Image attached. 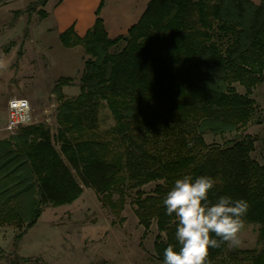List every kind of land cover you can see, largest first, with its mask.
<instances>
[{"label": "trees", "instance_id": "16d2710c", "mask_svg": "<svg viewBox=\"0 0 264 264\" xmlns=\"http://www.w3.org/2000/svg\"><path fill=\"white\" fill-rule=\"evenodd\" d=\"M105 2L84 36L74 26L60 35L64 47L81 46L87 57L78 95L63 91L74 83L69 76L53 88L59 101L56 135L35 123L0 140V226L17 228V243L44 207L72 203L84 187L104 201L117 192L114 207L130 188L144 235L157 223L154 251L163 263L169 244L179 248L178 221L166 214L163 200L176 179L203 175L215 181L211 201L230 196L248 202L244 223L258 225V241H264V164L251 156L255 138L237 136L222 144L204 138L239 133L253 121L251 94L264 82V0H150L128 33L115 38L101 17ZM24 11L13 13V26ZM102 105L115 120L103 134ZM151 182L157 183L147 193L142 187ZM227 247L210 249L211 264H264V250ZM12 264L48 263L16 255Z\"/></svg>", "mask_w": 264, "mask_h": 264}, {"label": "rangeland", "instance_id": "374dc122", "mask_svg": "<svg viewBox=\"0 0 264 264\" xmlns=\"http://www.w3.org/2000/svg\"><path fill=\"white\" fill-rule=\"evenodd\" d=\"M36 1L13 0L10 5L16 8L27 2L22 8L24 11ZM41 8L43 6L38 5L36 10L29 14L24 11L14 26L13 11H0V58L5 59L8 65L6 69H0V140L10 138L19 131L10 133L4 128L7 102L13 95L23 97L29 91L34 93L32 98L26 97L34 113L32 124H46L55 136L58 129L56 114L59 101L53 88L57 79L67 75L73 78L72 85L77 87L67 89L68 97H74L80 90L79 80L87 55L84 53L81 57L76 51H69L73 52L68 55L72 64L76 62L73 69L68 68L69 62L66 64L65 60L52 59V56L59 52V40L53 34H47L40 42L37 36L32 34L33 27H37L41 21L37 11ZM28 18V31L24 33ZM11 29V33L3 35ZM52 40H55L56 44L53 42L54 50L48 52L44 44ZM38 42L41 43L39 48ZM123 45L124 42L114 50L119 51ZM236 88L241 93L245 92V88L240 84H236ZM251 97L256 101V110L253 121L246 129L224 136L207 133L204 138L208 143L222 144L237 136L251 135L255 138V149L251 156L264 164V82L253 89ZM114 124L110 110L106 105H102L99 111L98 132L103 134ZM56 146L59 147L58 143ZM156 183H148L142 188L151 193ZM134 192V189L127 188L125 201L114 207L112 203L119 202L117 192L113 194L112 200L104 201L94 189L84 187L83 193L74 202L44 207L38 221L17 243L14 240L17 228L0 226V264H12L16 255L33 260L40 258L48 264H163L157 259L154 251V242L159 233L157 223L153 221L149 232L144 235L145 229L139 223L132 203ZM257 229L256 224L244 223L240 233V246H228L227 250H264V241H258Z\"/></svg>", "mask_w": 264, "mask_h": 264}, {"label": "clouds", "instance_id": "9594fccd", "mask_svg": "<svg viewBox=\"0 0 264 264\" xmlns=\"http://www.w3.org/2000/svg\"><path fill=\"white\" fill-rule=\"evenodd\" d=\"M7 66L6 60L0 58V69ZM9 104L11 107L13 101ZM214 185L210 176L194 179L185 175L176 179L167 192L163 204L166 214H174L178 221L175 239L179 248L169 244L164 249L163 264H211L208 260L211 248H220L222 244L240 246V233L249 204L244 199L230 196L211 201L209 192Z\"/></svg>", "mask_w": 264, "mask_h": 264}, {"label": "crops", "instance_id": "0c3cea01", "mask_svg": "<svg viewBox=\"0 0 264 264\" xmlns=\"http://www.w3.org/2000/svg\"><path fill=\"white\" fill-rule=\"evenodd\" d=\"M12 1L13 0H0V4H2L0 6V11H2L3 13L13 11L14 13L16 10H22V8H24L27 4L26 2L23 6L13 8V6L10 5ZM100 1L101 0H48L47 3L43 6V8H41L47 12V15L45 17H41V21L37 27H33L32 34L36 35L37 40L40 42L42 41V39H44L43 36L47 34H53L59 40L58 43L60 44L58 46L59 48L57 49L59 51L58 53L62 54L59 55L57 53L56 55H53L52 59L54 58V61L58 60L59 58L62 61L65 60L66 64L67 62H69L68 68L73 69V66H75L76 62H73L72 64V59L68 55L69 53L73 52L69 51H76L79 56H83L85 51L81 46L73 48L64 47L61 43L60 35L70 26H74L76 33L80 36H84L88 29L91 28L95 23L96 10L100 4ZM149 1L150 0H106L104 6L101 9V17L104 20V24L109 37L115 38L121 35H126L128 33L129 28L136 22H138L143 12L145 11ZM251 1L256 4H259L262 0ZM48 3L49 7H47ZM39 10L40 9H38L37 11ZM29 21L30 20L28 18L26 24L27 28L29 27ZM26 27L24 28V33L28 31L26 30ZM11 31L12 29L9 30L7 33L5 32L3 35L9 34L11 33ZM54 41L52 40L45 42L44 47L47 49L48 52L54 50V43L56 44V42ZM40 42H38V48L41 47ZM49 44H52V46H48ZM67 76L70 77V75ZM64 87L65 88H63V91L65 94H67V89L69 90L71 87L77 86L66 85ZM79 92H76L74 96L78 95ZM33 95L34 93H30L29 91V93L24 95L23 97L32 98ZM13 97L17 96L13 95Z\"/></svg>", "mask_w": 264, "mask_h": 264}, {"label": "built area", "instance_id": "2783aa9c", "mask_svg": "<svg viewBox=\"0 0 264 264\" xmlns=\"http://www.w3.org/2000/svg\"><path fill=\"white\" fill-rule=\"evenodd\" d=\"M13 101L10 107L9 102ZM27 101V103H24ZM34 113L32 105L26 97H11L7 102V119L4 126L10 133L17 132L20 128L32 124Z\"/></svg>", "mask_w": 264, "mask_h": 264}]
</instances>
